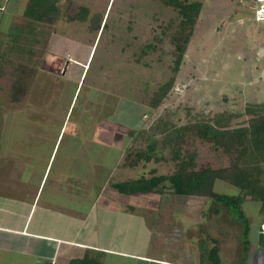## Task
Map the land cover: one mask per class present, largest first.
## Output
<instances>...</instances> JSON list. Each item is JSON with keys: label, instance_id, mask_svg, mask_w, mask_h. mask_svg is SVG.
<instances>
[{"label": "rangeland", "instance_id": "1", "mask_svg": "<svg viewBox=\"0 0 264 264\" xmlns=\"http://www.w3.org/2000/svg\"><path fill=\"white\" fill-rule=\"evenodd\" d=\"M10 1L15 13L0 12L1 189L39 184L36 169H44L52 156L46 185L84 186L80 194L88 196L91 190L96 202L109 209L143 215L173 241L176 233L184 234L179 220L191 236L189 245L191 238L210 241L233 232L247 240L256 229L252 222L262 215L258 202H244L238 215L208 196L177 195L166 188L163 193L123 194L112 184L175 172L169 151H159L160 146L150 159L134 160L133 150L149 141L145 131L157 132L161 119L175 129L228 113L236 125L249 118L248 105L264 103V21L255 20L257 0H199L202 9L178 71L173 70L171 38L179 15L160 0H59L53 22L30 25L23 14L28 0ZM82 5L89 9L86 20L72 18ZM97 14H103L106 26L95 36L89 28ZM17 26L26 29L22 41L11 42L12 33L22 28ZM15 44L22 48L9 49ZM18 72L29 80L24 96L12 94ZM171 78L174 84L162 102L151 106L152 94ZM163 137L156 134V139ZM191 142L186 147L197 152L198 167L228 164L198 136ZM214 190L237 192L222 181ZM171 249L181 254L180 244Z\"/></svg>", "mask_w": 264, "mask_h": 264}, {"label": "crops", "instance_id": "2", "mask_svg": "<svg viewBox=\"0 0 264 264\" xmlns=\"http://www.w3.org/2000/svg\"><path fill=\"white\" fill-rule=\"evenodd\" d=\"M9 1L0 0V12L8 16L15 13ZM51 158L44 169H36L39 184H23L13 189L0 187L3 193L0 194V264H69L88 250L94 251L102 264H214L210 257L214 248L220 259L217 264H260L261 257L264 260L259 227V222L264 225L263 212L252 222L256 229L250 228L254 232L250 231L247 240L241 233L233 232L225 237L214 236L210 241L191 238L189 245L187 239L191 236L185 223L179 220L184 234L176 233L178 240L173 241L168 233L150 227L143 215L120 207L109 209L108 205L96 202L91 190L88 196L86 192L80 194L84 186L46 185L52 171ZM95 188L97 192L98 186ZM10 191L15 192L10 195ZM234 223L232 220L231 224ZM177 244H180L179 255L171 253V247ZM189 246L192 247L188 249Z\"/></svg>", "mask_w": 264, "mask_h": 264}, {"label": "trees", "instance_id": "3", "mask_svg": "<svg viewBox=\"0 0 264 264\" xmlns=\"http://www.w3.org/2000/svg\"><path fill=\"white\" fill-rule=\"evenodd\" d=\"M59 0H28L23 14L27 23L32 22H53L57 18V2ZM166 6L175 8L179 15V23L172 35V42L175 45L174 71H178L187 49V42L192 34L195 23L202 9V2L199 0H160ZM89 9L82 5L72 18L86 20ZM103 14H97L90 23V31L95 36L106 26L102 25ZM256 20V19H255ZM260 22V21H259ZM22 27V28H20ZM19 33H12L10 41L21 42L24 35L23 26H17ZM27 40L28 37H24ZM31 40V38H29ZM37 39H35L36 41ZM33 41V40H31ZM150 47V46H149ZM21 49L18 44L9 49ZM15 73L13 95H26L28 91V79ZM174 84L171 78L168 82L159 86L150 98V105L158 106L167 92ZM249 118L242 124H231L232 114L217 113L208 118H196L188 121L180 127H173L172 123L161 119L156 129L164 134L161 139H156V131L146 132L148 142L145 147L133 150V155L150 159L151 154H157L160 150L167 149L173 161L175 172L171 175H158L150 178H138L130 181L117 182L112 186L123 194L136 193H163L166 188L169 192L184 196H208L214 201L228 205L236 214H242L244 202L253 200L258 202L261 211L264 213V103H253L246 107ZM198 136L202 142L210 144L229 160L227 165L219 167H198L196 159L197 152L191 151L188 146L193 138ZM138 138V137H136ZM137 140V139H136ZM192 143V142H191ZM135 148V147H134ZM133 148V149H134ZM143 151H139V150ZM130 154H127V158ZM135 162V161H134ZM133 163V161H132ZM217 181L228 183L237 189L234 194L222 193L214 190ZM249 231L245 225V233ZM260 241L264 242V227L260 231ZM217 249L210 252L213 263L220 262L217 256ZM69 264H102L95 252L88 250L82 258L72 259Z\"/></svg>", "mask_w": 264, "mask_h": 264}, {"label": "built area", "instance_id": "4", "mask_svg": "<svg viewBox=\"0 0 264 264\" xmlns=\"http://www.w3.org/2000/svg\"><path fill=\"white\" fill-rule=\"evenodd\" d=\"M258 5L255 7L256 21H264V0H257ZM260 264H264L263 257L260 259Z\"/></svg>", "mask_w": 264, "mask_h": 264}]
</instances>
